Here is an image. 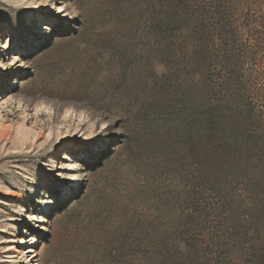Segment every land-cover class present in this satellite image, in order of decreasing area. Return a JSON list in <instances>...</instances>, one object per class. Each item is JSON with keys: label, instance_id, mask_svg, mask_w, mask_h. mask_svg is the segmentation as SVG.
Here are the masks:
<instances>
[{"label": "rangeland", "instance_id": "374dc122", "mask_svg": "<svg viewBox=\"0 0 264 264\" xmlns=\"http://www.w3.org/2000/svg\"><path fill=\"white\" fill-rule=\"evenodd\" d=\"M0 264H264V0H0Z\"/></svg>", "mask_w": 264, "mask_h": 264}, {"label": "trees", "instance_id": "16d2710c", "mask_svg": "<svg viewBox=\"0 0 264 264\" xmlns=\"http://www.w3.org/2000/svg\"><path fill=\"white\" fill-rule=\"evenodd\" d=\"M217 128H219V126L217 127L216 125H212V123L210 124V130H216ZM221 131L224 130V127L219 128Z\"/></svg>", "mask_w": 264, "mask_h": 264}, {"label": "snow or ice", "instance_id": "6c2138e0", "mask_svg": "<svg viewBox=\"0 0 264 264\" xmlns=\"http://www.w3.org/2000/svg\"><path fill=\"white\" fill-rule=\"evenodd\" d=\"M52 7H55V4L52 5ZM58 11H63V9H57Z\"/></svg>", "mask_w": 264, "mask_h": 264}]
</instances>
